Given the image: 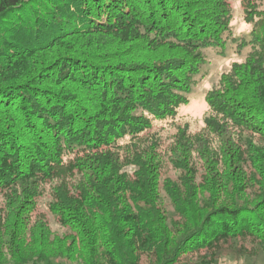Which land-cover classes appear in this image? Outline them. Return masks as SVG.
<instances>
[{"label":"trees","instance_id":"obj_1","mask_svg":"<svg viewBox=\"0 0 264 264\" xmlns=\"http://www.w3.org/2000/svg\"><path fill=\"white\" fill-rule=\"evenodd\" d=\"M241 5L249 52L196 132L179 111L232 0H0V264L264 252V0Z\"/></svg>","mask_w":264,"mask_h":264},{"label":"rangeland","instance_id":"obj_2","mask_svg":"<svg viewBox=\"0 0 264 264\" xmlns=\"http://www.w3.org/2000/svg\"><path fill=\"white\" fill-rule=\"evenodd\" d=\"M232 4L235 9L234 19L232 21L233 36L226 45L225 54H220L213 49H208L205 52L207 63L203 66L198 77H196L197 82L188 94L189 103L179 111L177 123L189 124L190 128L196 132H199L204 127V120L209 115L208 104L205 100L207 92L218 86L221 74L227 72L232 63L243 61L249 52L248 46L245 48L240 46L243 40L248 41L250 39V26L244 21L241 0H232ZM154 131H157L164 140V143L168 144L172 134L176 131V127L158 124L155 126ZM168 175L174 177L175 172L170 170ZM48 200L49 193H46L43 196L40 206L42 212H47L46 204ZM50 220L52 226L54 228L57 227L52 217H50ZM194 264L202 263L196 261ZM215 264H264V252L259 253L257 256L242 257L240 259L225 257L216 261Z\"/></svg>","mask_w":264,"mask_h":264}]
</instances>
